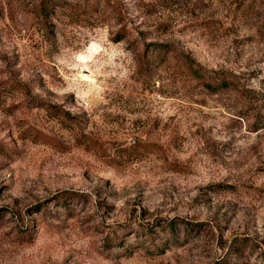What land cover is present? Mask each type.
Wrapping results in <instances>:
<instances>
[{
  "label": "rangeland",
  "instance_id": "374dc122",
  "mask_svg": "<svg viewBox=\"0 0 264 264\" xmlns=\"http://www.w3.org/2000/svg\"><path fill=\"white\" fill-rule=\"evenodd\" d=\"M64 1L0 0V264H264V0Z\"/></svg>",
  "mask_w": 264,
  "mask_h": 264
},
{
  "label": "trees",
  "instance_id": "16d2710c",
  "mask_svg": "<svg viewBox=\"0 0 264 264\" xmlns=\"http://www.w3.org/2000/svg\"><path fill=\"white\" fill-rule=\"evenodd\" d=\"M45 4H46V7L45 8H48V6H55V9L59 8H64V7H71L70 3L64 1V0H45ZM108 4V3H107ZM45 11V10H44ZM112 12V17L117 19L118 21H121V18L118 17L117 15H115V10L111 11ZM121 41V37H118V39L116 38V43L120 42ZM152 50V52L154 53H161V54H166L168 53V46L167 45H155V44H150L147 46V51L150 52ZM190 65V71L192 73L195 74V76L197 77H201V74L198 70H196L192 65L191 63L189 64ZM207 85V88L210 89L212 92H216L218 91V89H230L231 87V83L229 82H223L221 85H219L218 87H213L212 84H209V83H206ZM174 224H172L169 228L172 230V233H173V230H174Z\"/></svg>",
  "mask_w": 264,
  "mask_h": 264
}]
</instances>
